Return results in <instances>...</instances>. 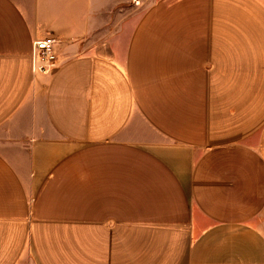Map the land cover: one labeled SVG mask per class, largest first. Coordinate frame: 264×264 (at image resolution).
<instances>
[{"label":"crops","instance_id":"obj_1","mask_svg":"<svg viewBox=\"0 0 264 264\" xmlns=\"http://www.w3.org/2000/svg\"><path fill=\"white\" fill-rule=\"evenodd\" d=\"M119 7L0 0V264H264V0Z\"/></svg>","mask_w":264,"mask_h":264},{"label":"built area","instance_id":"obj_2","mask_svg":"<svg viewBox=\"0 0 264 264\" xmlns=\"http://www.w3.org/2000/svg\"><path fill=\"white\" fill-rule=\"evenodd\" d=\"M60 40L45 36L35 38L32 47L33 72L47 73L55 67L58 61L57 44Z\"/></svg>","mask_w":264,"mask_h":264},{"label":"rangeland","instance_id":"obj_3","mask_svg":"<svg viewBox=\"0 0 264 264\" xmlns=\"http://www.w3.org/2000/svg\"><path fill=\"white\" fill-rule=\"evenodd\" d=\"M152 1L153 0H113V3H116V5L120 6L119 11H121L120 13L122 15H127L135 12L136 10L147 7L152 3Z\"/></svg>","mask_w":264,"mask_h":264}]
</instances>
